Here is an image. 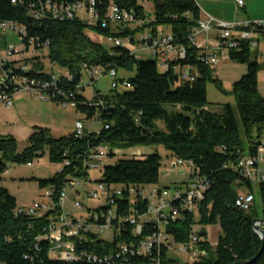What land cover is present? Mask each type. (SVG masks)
Listing matches in <instances>:
<instances>
[{"label":"trees","instance_id":"16d2710c","mask_svg":"<svg viewBox=\"0 0 264 264\" xmlns=\"http://www.w3.org/2000/svg\"><path fill=\"white\" fill-rule=\"evenodd\" d=\"M11 1L0 0V23L12 22L25 28L21 42L26 49L20 54L27 52L28 43L33 40L34 51L48 49L50 62L66 71L63 75L48 74L38 57H17L10 74L15 80L11 92L14 93L23 80L34 81V87L46 95L48 101L57 105L73 104L85 121L99 123L100 128L85 127L81 137L72 132L58 139L40 129L30 136L28 147L20 153L12 137L0 136V180L9 163L27 165L45 150L50 163L61 165V170L50 179H32L37 182L41 197L44 192L52 191L46 211L28 214L6 189L0 188V264L149 263L150 258L157 257L156 253L146 257L121 255L120 247L129 248L152 235L156 228L151 222L143 224L140 235L134 233V226L129 222L123 221L119 226L116 220H112V224L119 227V231L109 239L88 231L84 239L75 243L72 262L52 257L47 236L59 215L58 195L77 179H89L92 183L120 190L121 197L113 198L118 218L126 220L132 212L144 215L147 201L141 200V194L149 195L152 188H160L162 157L158 147L167 151L174 162L180 161L189 169V179L199 177L208 185L194 212H188L179 202H172L179 216L169 220L164 234L174 244H184L193 233V226H200V231L194 234L198 238L196 245L204 255L194 264H264V249L260 252L261 242L252 228L253 220H264V183L256 186L260 216L253 208L254 203L248 212L239 210L235 207V199L240 193L253 194V185L240 170L233 168L237 159L245 155L241 149V132L250 133L253 128L264 127V100L257 90V74L264 63L257 61L255 51L251 52L246 42L228 51L227 59L246 65V73L232 86L235 106L224 105L221 112L215 114L206 109V84L218 82L214 67L207 65V55L187 40L191 29L201 19L194 0H152L148 11L137 0H96L95 21L90 25L77 18L57 20L46 10L43 19L35 21L33 17L46 2L58 10L75 0H16V5ZM110 4L149 20L153 32L157 27H166L172 44L185 49V58H170L168 70L160 72L148 53L147 59H143L142 55H132L127 47L110 45L106 48L92 41L91 33L105 40L110 36L122 40L130 36V32L113 33L102 28ZM258 34L264 42V29ZM21 64L27 65L29 70L23 71ZM83 67L102 69L104 75L114 70L116 87L108 94H101L93 85L92 96L86 97L85 91L78 89ZM184 68H189L192 80L182 77ZM120 70L134 72V76L119 78ZM124 83L130 87H124ZM43 84L46 89L42 88ZM100 146L107 149L106 161L99 178L92 180L86 170L91 161L89 155ZM141 147L156 150L138 156L117 154ZM260 148L264 161V142L260 139L248 146L247 156L257 159ZM84 209L89 215L98 216L89 220L97 226L104 222L109 210L100 203H85ZM213 225H218L221 233L214 246L207 242L204 231L205 227ZM159 257L166 264L177 263L164 248Z\"/></svg>","mask_w":264,"mask_h":264},{"label":"built area","instance_id":"2783aa9c","mask_svg":"<svg viewBox=\"0 0 264 264\" xmlns=\"http://www.w3.org/2000/svg\"><path fill=\"white\" fill-rule=\"evenodd\" d=\"M138 3L145 8L147 2L152 0H137ZM237 10L243 8V0H232ZM11 3L16 5V0H12ZM95 5L96 0H75V2L60 6L58 10L56 7H52L48 2L44 6H40L38 12L33 13L35 21L43 19L45 13L52 12V15L57 20H72L77 18L83 20L89 25L94 23L95 18ZM86 15L88 19H84ZM102 28L109 29L114 33L130 32L125 40L121 38L110 36L106 40L114 47H127L132 55H137L139 52H147L151 58H153L158 66L160 72H166L169 68L170 54L174 55V59H184L186 51L183 47H176L172 44L173 39L169 31H163L160 28H155L153 32L150 26V21L136 17L133 11H126L119 8L117 5L110 4L107 10V15L101 23ZM135 29L139 30V35L136 38L133 36ZM264 29V21L256 22H245V23H223L214 20L213 18L200 19L196 26L191 29L190 35L187 37L188 43L195 47L197 50L205 53L206 64L215 67L220 60L227 59V53L230 49H236L240 42H246L251 52L255 51L260 41L263 42L258 34L259 30ZM215 30L217 33V43L209 48L207 35L210 31ZM258 31V32H257ZM11 37H18L21 44V50L25 47L22 45L21 39L26 34L24 27L12 23L2 22L0 23V105L9 109L13 106V98L15 94L19 92H27L30 94L37 95L40 100L48 101L46 95L34 87V81L27 82L23 80L19 84V88L15 92H11V87L14 85V78L10 77L12 67L14 66L13 61L17 58L21 51H16V47L9 41L7 34ZM132 34V35H131ZM205 36V44L201 45L196 41L198 35ZM132 40L134 44L132 43ZM264 43V42H263ZM136 45L140 46L139 48ZM136 48V49H134ZM26 49V48H25ZM34 41L31 40L28 43L27 52L34 51ZM43 50V49H42ZM226 51V54L221 52ZM26 52V51H25ZM23 71H28L27 65H20ZM82 78L85 74L91 83V88L94 82L104 76L102 69L98 68H87L81 69ZM189 68H184L182 71V77L185 79L192 80ZM107 75L111 79L110 89L116 87V73L114 70L108 71ZM124 87L129 88L128 83L123 84ZM43 89H46V85H42ZM78 89L85 91V85L83 80L79 85ZM73 104H62L61 106L66 107ZM94 123V122H93ZM75 130L73 133L77 137H81L84 134V123L78 121L74 126ZM262 149L258 150L257 159L253 160L247 155H242L237 159V163L234 164L233 168L240 170L244 174L245 178L253 185L264 183V168H263V157ZM107 149L105 147H98L95 151L89 155L90 162L88 163V175L91 171L98 172L102 171L103 165L106 161ZM27 167H31V163L27 164ZM174 167L182 169L183 163L180 161L174 162ZM5 175V174H4ZM90 177V175H89ZM91 178V177H90ZM82 186L81 189L79 186ZM207 183L204 179L199 177L190 178L184 185L175 187L174 190L169 188L160 187L152 188L149 195L141 194V200L147 201V211L144 215H136L130 213L126 220L118 218L115 215V204L113 198L121 197V191L118 189H110L102 184L92 183L89 179L82 180L77 179L71 182L60 194L58 195V207L59 215L55 219L54 225H52L48 232V240L51 244V255L55 259H59L63 262H72L75 259L74 250L75 243L81 241L85 237V233L93 231L96 234L103 236L113 237L115 233H118L119 227L112 224V220H116L120 226V223L125 221L129 222L134 226V233L140 235L142 233V226L146 222H151L155 225L156 231L152 235L148 236L137 242L136 244L120 247V254L129 253L131 256H151L156 253L157 257L150 258V262L147 264H166L161 261L159 252L164 248L167 254L171 255L172 251L176 249L182 254L188 255V261L185 263H173V264H194L200 255H204L197 247L198 238L194 233L189 235L187 243L176 245L172 239L164 234V227L168 224L169 220H175L179 216V212L174 208L172 202H179L182 208H186L188 212L196 211L201 200L203 199V193L207 190ZM133 191H130L132 195ZM50 194L52 191L44 192L42 195V201L35 203L31 208L25 211L28 214H35L37 210L46 211L48 210V203ZM70 196H73V207L76 210H84L81 214H71L66 207V202ZM86 199L94 202V204L106 205L109 210L107 215L104 217V222L97 226L90 224L89 220L98 217L97 215H89L85 212L84 204ZM46 201V203H43ZM132 202V201H131ZM88 203V202H87ZM254 203V195L250 193H240L235 199V207L239 210L248 212ZM102 217V216H101Z\"/></svg>","mask_w":264,"mask_h":264},{"label":"rangeland","instance_id":"374dc122","mask_svg":"<svg viewBox=\"0 0 264 264\" xmlns=\"http://www.w3.org/2000/svg\"><path fill=\"white\" fill-rule=\"evenodd\" d=\"M197 6L203 13V8L201 2H204L209 6L210 10L214 11L217 17L214 18L218 21H222L224 17L228 14L230 17L234 16L235 6L232 0H194ZM244 1V0H243ZM203 3V4H204ZM205 5V4H204ZM151 4L147 2L145 8L148 11ZM258 7V15L264 14V2L256 5ZM244 16L240 11L238 13V20ZM84 19H88L86 15L83 16ZM221 19V20H219ZM235 20V19H234ZM237 21V20H236ZM161 30L168 31L166 27H161ZM139 35V30L135 29L133 36L136 38ZM8 42L10 41L15 47L16 51H21V44L18 37H11L7 34ZM92 41L96 43H101L103 46L108 48L110 44L107 40L102 37L91 33ZM200 40V38H199ZM212 41V42H211ZM209 41L211 45H215L216 42L213 40ZM137 48L140 46L136 45ZM258 51H260L257 61L260 64L264 63V43L260 41ZM49 51L44 49L43 51H29L19 54L17 57L19 59H32L38 57L40 62L44 67L45 73H53L54 75H63L66 71L65 69L53 64L49 60ZM143 59H147L146 55L141 56ZM82 71V70H81ZM246 73V65L237 64L229 59L220 60L219 63L214 67V76L218 80L217 83L213 81H208L206 84V94H207V107L206 109L212 113L219 114L221 108L224 105L235 106V96L232 94L233 84L240 79V77ZM119 78H132L134 72L127 73L122 70L118 72ZM83 84L85 85L84 95L88 98L92 96V88L89 79L86 75H83ZM111 79L108 75H104L98 78L94 82V89L99 91L101 94H108L110 91ZM257 90L259 96L264 100V66L261 67L257 74ZM14 106L12 108H5L0 105V136H10L15 140L16 151L18 153L22 152L29 145L30 136L37 130H47L49 134L55 138L66 137L71 134L75 128V123L81 121L84 126L88 128L91 126V122H87L84 116L77 113L73 107L70 105L63 107L57 105L50 101H42L37 95L30 94L27 92H19L15 94ZM100 128V124L96 123L93 129ZM260 134V135H259ZM241 149H243V154L247 155V148L252 145L253 141H258L259 139L264 142V127L261 129L253 128L250 133L241 132ZM156 150V148H146L141 147L137 149H130L126 151H119L117 154H127V155H141L142 152H151ZM158 153L162 157V168L159 175L158 187L169 188L171 191L175 187L186 184L189 180L190 171L188 168L183 167L182 169L178 167H173L171 163L172 159L170 154L165 151L162 147H158ZM61 170L60 164H52L49 162L48 153L45 150L43 155L34 157L31 160V167H27L25 164L17 165L9 163L7 165L6 175L0 180V188L6 189L11 196L16 199L17 205L19 207L29 209L35 203L41 202L43 199L41 197V191L37 186L36 180H47L52 178L56 173ZM90 177L92 180L99 178L98 172L91 171ZM81 189L83 187L79 186ZM254 195V205L253 208L256 209L258 216H260V202L258 198V191L256 186H253ZM86 203L97 205L91 203V201L86 199ZM46 203V201H43ZM67 210L72 214H81L84 210H76L73 207V196H70L66 202ZM260 219V218H259ZM193 233H198L200 231V226H193ZM206 233L207 242L214 246L217 242L219 236H221L219 226H207L204 228ZM109 239L110 237H106ZM172 257H174L179 263H185L188 261V255L182 254L178 249L172 251Z\"/></svg>","mask_w":264,"mask_h":264},{"label":"crops","instance_id":"0c3cea01","mask_svg":"<svg viewBox=\"0 0 264 264\" xmlns=\"http://www.w3.org/2000/svg\"><path fill=\"white\" fill-rule=\"evenodd\" d=\"M264 2V0H244V6L243 8L237 10V8L235 7V13H234V16L233 17H230L228 14L226 15V17L222 18L223 20L222 21H219V22H223V23H245V22H256V21H264V14L262 15H258V13L256 12L258 7L256 5H258L259 3H262ZM204 2H201V6H202V10H203V13L201 12L200 10V14H201V19H206L208 17L210 18H216L217 15L214 14V11H212V9L210 10L209 6H207L206 3ZM233 3V2H232ZM234 4V3H233ZM235 6V5H234ZM200 9V8H199ZM242 12V14L244 16H242L239 20H238V13L239 12ZM213 18V19H214ZM217 18H221V17H217ZM235 19V20H234ZM216 20V19H214ZM221 20V19H219ZM237 20V21H236ZM218 21V20H216ZM169 31V30H168ZM200 38V40H199ZM213 40L214 42L217 43V33L215 30H212L209 32V34L207 35V41H208V45H209V48H211L213 45L210 44L209 41ZM196 41L201 44V45H204L205 44V36L202 34V35H198L197 38H196ZM212 42V41H211ZM263 43V42H262ZM259 47V46H258ZM136 49V48H134ZM147 52H139L137 53V55H147L146 54ZM223 54H226V51H223L221 52ZM255 53L257 54V56H259V53L260 51H258V48L255 50ZM170 58H173L174 55L173 54H170L169 55ZM226 60V58L224 59ZM14 103V101H13ZM14 106V104H13ZM96 125V122L94 123H91V126H89L88 128L89 129H92V130H96V129H93V127ZM143 154H146V153H149V152H142ZM170 158L172 159L171 163L174 164V159L170 156ZM172 164V165H173ZM6 175V173H5ZM72 214V213H71Z\"/></svg>","mask_w":264,"mask_h":264},{"label":"water","instance_id":"95a60500","mask_svg":"<svg viewBox=\"0 0 264 264\" xmlns=\"http://www.w3.org/2000/svg\"><path fill=\"white\" fill-rule=\"evenodd\" d=\"M173 167H174V164H173ZM263 226H264V220H262V219L253 220V223H252L253 232L259 238V240L261 242L260 252H262L263 249H264V230H263ZM236 264H245V263L244 262H238Z\"/></svg>","mask_w":264,"mask_h":264}]
</instances>
